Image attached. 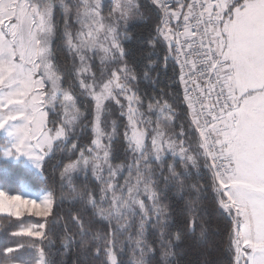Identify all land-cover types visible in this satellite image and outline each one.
Segmentation results:
<instances>
[{
	"label": "snow or ice",
	"instance_id": "snow-or-ice-1",
	"mask_svg": "<svg viewBox=\"0 0 264 264\" xmlns=\"http://www.w3.org/2000/svg\"><path fill=\"white\" fill-rule=\"evenodd\" d=\"M152 2L159 13L155 36L149 42L151 51L145 57L146 63L135 72L126 60L120 32L121 20L126 26L136 12L135 0H119L114 5L119 17L107 23L100 13L101 0H78L75 7L79 28L73 33L65 23L63 37L80 63L65 89L52 63L54 0H0V131L12 141L3 149V156L17 159L23 155L40 168L54 140L67 139L78 122L87 127L85 114L74 98L78 87L80 94L93 103V139L76 163L64 169L65 176L71 178L81 160L87 166L88 153L99 156L106 136L102 117L115 103L120 115L126 117L123 137L129 148L141 153L151 150L157 160L168 154L174 159L179 157L184 171L178 173L173 165L168 168L180 192L185 189L181 177L187 176L189 162L199 171V159L203 157L218 207L233 225L229 238L235 264H264V0ZM60 4L67 16L71 9L65 0ZM157 46L164 47L165 63L171 59L179 67L178 85H183V101L191 117L189 126L198 133L195 156L183 138H174L172 106L152 103L153 98H149L145 111L138 86L133 83L141 75L145 81L154 82L156 61L151 57ZM96 57L102 66L99 76L90 64ZM109 65L112 70L106 74L103 69ZM48 110L62 113L59 129L48 127L56 123H46ZM153 111L156 120L149 115ZM111 132L113 136L117 132L115 120ZM180 135H184L183 126ZM76 147L74 144L73 149ZM108 156L106 151L104 157ZM0 203V212L17 217L22 210L31 213L33 209L36 216H47L53 207L51 194L37 203L0 191ZM193 203L189 200L187 207L191 209ZM154 215L157 219L153 227L163 229L165 208L154 205ZM44 228L41 223L40 230L21 228L11 235L46 238L41 231ZM144 234L145 230L137 235L138 246L143 245ZM160 237L163 249V231ZM40 247L35 241L22 239L6 251ZM105 249L107 260L117 264L111 247ZM169 255L164 249L163 264H168ZM38 259L39 264H46L44 251H39ZM3 261L24 264L16 257H3Z\"/></svg>",
	"mask_w": 264,
	"mask_h": 264
},
{
	"label": "trees",
	"instance_id": "trees-1",
	"mask_svg": "<svg viewBox=\"0 0 264 264\" xmlns=\"http://www.w3.org/2000/svg\"><path fill=\"white\" fill-rule=\"evenodd\" d=\"M58 1L54 0L53 9L55 38L52 43V63L61 74L64 81L62 86L67 89L68 81L79 67V61L65 46L61 34L62 7L59 6ZM77 3L78 0H65V4L71 9L67 20L71 27L75 25ZM109 3L108 1L103 4L104 13H110ZM135 3V14L131 15L126 26L121 22L120 32L127 52L128 65L133 71L139 72L146 63L145 57L151 51L149 42L155 36L159 13L152 0H135ZM164 55V47L157 46L151 57L156 61L152 73L154 82L145 81L141 75L133 83L138 86L145 111L150 102L149 98H153L152 103L172 106L174 138L177 141L183 138L186 146H190V154L195 156L194 140L198 135L194 128L189 126L191 117L187 104L183 101V86L178 85L179 69L171 59L165 63ZM98 60L96 57L95 61H90L92 70L97 76L102 70L101 64L100 68L97 65ZM103 70L107 74L112 70V66L109 65ZM74 91L77 107L85 113L88 125L92 117L93 103L89 97L80 94L78 87H75ZM149 115L156 120L155 111ZM102 119L106 134L111 133V122L117 121L116 134L113 136L112 133L110 137L113 138L107 140L110 161L121 165V170L114 181L116 185L123 178L130 179L131 182H139L137 189L142 202L141 207H135V212L126 216L116 215L104 221L98 219L93 209L86 204L85 194L81 193L77 199L69 201L61 198L67 188L62 185L60 175L65 166L77 158L82 146L88 147L91 144L93 136L90 129H84L79 134L73 132L66 144L59 141L43 159L39 173L30 169L23 161L6 160L3 157L5 139L0 137V190L9 195H16L20 194L22 187L26 185L38 193L48 191L53 197V207L45 217L0 215V264H4L3 257H16L24 264H35L39 260V251L45 252L46 264H111L105 255V247H111L117 264H138L140 261H143V264H163L164 249L170 252L167 257L168 264H235L234 247L229 238L233 225L230 218L218 207L211 187L210 173L203 167V157L199 159V171L189 162L187 176L181 177L185 189L180 192L168 168L169 165H173L178 173L184 171L179 157L174 159L168 154L157 160L151 150L141 153L129 148L123 137L126 117L120 115L119 106L115 103L110 104L109 110ZM48 121H56L55 125L48 124L50 128H56L61 122L54 114L48 116ZM181 126H183V137L180 135ZM72 144L77 146L73 150L70 149ZM70 150L73 151L72 154ZM85 182L93 189L101 207L109 214L112 199L109 194L111 191H107L109 184L103 178H93L90 181L87 177ZM118 190L119 187H116L115 192ZM189 200L194 201L191 209L187 207ZM154 205L165 208L163 229L153 227L157 219L154 215ZM41 223L45 224V228L41 231L46 234V238L11 235L21 228L36 227L40 230ZM143 230H145L144 243L138 246L137 235ZM161 231L164 232L163 249ZM22 239L35 241L41 247L39 250L29 248L12 253L6 251L8 247H15L17 241ZM141 247L144 251L143 256H141Z\"/></svg>",
	"mask_w": 264,
	"mask_h": 264
},
{
	"label": "rangeland",
	"instance_id": "rangeland-1",
	"mask_svg": "<svg viewBox=\"0 0 264 264\" xmlns=\"http://www.w3.org/2000/svg\"><path fill=\"white\" fill-rule=\"evenodd\" d=\"M108 1L110 2L109 3L110 4V7H109L110 8V13H108V12L104 13L102 11V6H103L104 3L108 2ZM117 2H119V0H101L100 13H101V16L103 18H105V22L106 23L109 22V20L111 18L114 20L115 17H119L120 12H119L118 9H116L114 7V5ZM58 4H59L60 7H62L61 4H60V0L58 1ZM53 9H54V7H53ZM53 14H54V10H53ZM60 15H61V18H62V23H63V26L61 28L62 29L61 30V34L63 35L65 23H67L69 25V23L67 21L68 20V15L67 16L64 15V9L63 8L61 10ZM52 20H53V17H52ZM74 21H75V25H73V27H71L69 25L70 26L69 30L72 31L73 33H75L78 30V28H79V24L77 23V19H75ZM121 22H124V21L121 20ZM53 26H54V21H53ZM54 30H55V27H54ZM65 46H66V44H65ZM91 61H95V58L93 60H91ZM97 65L100 68V60H98V64ZM57 110L59 111L58 105H57ZM48 113H49L48 116L51 115V114H54L55 116L59 117L60 120L62 121V118H63L62 117V113H60L58 115L56 111H52V110H48ZM48 116L46 118V123L48 121ZM85 123L87 124L86 120H85ZM60 127H61V122H59L57 124L56 128L59 129ZM91 128H92V117H91L90 122L87 125V127H81L79 125V122H78L75 125V129H74L73 132H77L79 134L84 129H86V130L90 129L91 134L93 136ZM72 133L70 135H68L67 139L54 140L53 141V145H52V149H53V147L56 144H58L59 141L62 144H66L71 139ZM111 134H112V132L109 133V134L107 133L105 138L103 139L104 148L99 150V156L98 157L93 155L92 153H88L87 154V158H88V161H89L87 166H85L83 161L81 160V162L77 165V171L73 172L71 174V178H69V177L64 175V169L66 167H68L70 164H75L76 161L79 159L80 152L84 151L88 147H91V144L88 147H83L82 146V149L77 154V158L75 160H73L72 162L68 163L65 166V168L63 169V171H62V173L60 175L61 176V180H62V185L65 188H67L66 193H63L61 195V198L63 200H65V201H69L71 199H77L81 193H83V195L85 194L86 196H85L84 201H86V204L91 209H93V211H94V213H95V215L97 216L98 219H101V220H104V221L112 219L116 215L117 216H121V215L124 214L126 216V215H128V213L135 212V207H141V205H142V202H141V200L139 198V191L137 189V185H138L139 182H137V181L131 182L130 179L123 178L119 182V184L116 185V182L114 181V179L116 178L118 172L121 170V165H119L117 163L114 164L113 162L110 161V149L108 147L107 140H108V137L111 136ZM0 137L5 139L6 145H8V144H10L12 142L11 138H9L2 131H0ZM76 138H77V136H76ZM33 143H35V141H33ZM73 145L74 144H72V146L70 147V149H72V150H73ZM72 150H70V154H72V152H73ZM106 151L109 152L108 158L104 157V153ZM50 152L51 151H49L44 156V158ZM5 159L8 160V161H12V162L23 161L25 165H27L30 169L34 170L36 173L40 172V168L41 167L37 168L36 167V162L33 161L29 157L21 155L17 159H7V158H5ZM42 161H41V164H42ZM97 165H98V167H97ZM87 177L89 178L90 181H92L93 178L94 179H102L103 178L106 181V183L109 184V186H107L108 187L107 191L108 192L111 191L109 194L112 196V199L110 201L111 211H110L109 214H107L105 212V209H103L101 207L98 198L94 195L93 189L91 187H89V185L85 182V179ZM116 187H119V190L117 192H115L116 191ZM69 194H70V196H69ZM16 195H19L22 199H25V200H33V201H36L37 203H41V202L44 201V199L47 196L50 195V192L47 191L45 193H38L34 189L29 188L26 185H24L22 187V192L20 194H16ZM52 199H53V197H52ZM0 207H3L2 203H0ZM14 211L15 210L13 209V213H14ZM35 211L36 210L33 209L32 212L29 213L26 210H22L21 215L19 217H22L24 215H32V216H35V217H45V216H36L35 215ZM108 212H109V210H108ZM0 215H9V214H8V212H0ZM9 216L17 217L15 214L9 215ZM35 264H39V260L36 261Z\"/></svg>",
	"mask_w": 264,
	"mask_h": 264
},
{
	"label": "built area",
	"instance_id": "built-area-1",
	"mask_svg": "<svg viewBox=\"0 0 264 264\" xmlns=\"http://www.w3.org/2000/svg\"><path fill=\"white\" fill-rule=\"evenodd\" d=\"M175 23V22H174ZM178 66V65H177ZM178 69H179V67H178ZM183 86V85H182ZM197 135H198V133H197Z\"/></svg>",
	"mask_w": 264,
	"mask_h": 264
}]
</instances>
